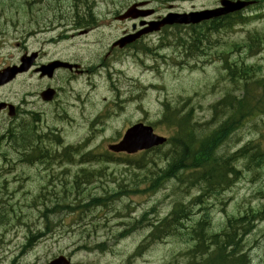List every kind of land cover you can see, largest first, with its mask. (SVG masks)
Returning a JSON list of instances; mask_svg holds the SVG:
<instances>
[{"label":"rangeland","instance_id":"374dc122","mask_svg":"<svg viewBox=\"0 0 264 264\" xmlns=\"http://www.w3.org/2000/svg\"><path fill=\"white\" fill-rule=\"evenodd\" d=\"M51 1V5L46 7L44 3L39 7L32 0H0V30H4L0 66L18 60L26 46L28 50L44 49L43 61L65 57L82 64L87 72L75 77L64 73L53 81L66 87L60 104L55 107L39 102L37 93L46 81L35 72L1 91L0 97L18 101L32 92L38 109L45 110L42 133L58 127L61 145L81 144V149L76 150L79 154L68 163L53 159L45 165L36 164L22 160L20 151L10 150L0 132V153L8 150L6 155H0V213L6 211L10 222L0 217V264H47L59 255H66L74 263L87 264H189L191 256L187 252L197 240L186 235L187 227L151 244L142 255L133 256L151 231L146 221L133 229L134 222L152 208L155 214L150 212V218L160 220L177 202L173 195V191L178 192L175 178L153 194L143 191L166 165L169 155L165 152L170 147L146 152V165L139 166L136 159L141 155L115 154L109 151L108 145L118 142L128 127L140 121L152 123L156 132L170 136L173 130L161 122L166 103L184 113L192 111L193 121L202 128L217 126L223 116L219 112L221 116L217 115L215 120L212 104L227 92H241L222 68L224 53L227 52L231 61L257 66L254 80L264 79V46L258 54L244 47L249 34L264 35V4L247 10L246 14L257 16L249 22L213 33L215 43L205 45L202 50L188 48L181 39L187 29L173 27L146 37L132 50L106 56L112 41L124 30H131V22L116 20L114 12L139 0H89L93 2L97 27L84 34L74 27L75 15L69 10L71 1ZM149 1L159 16L171 9L212 8L219 2ZM56 6L67 12L69 25L64 27L75 34L70 37L58 34L53 43H44V36L30 37L35 27L31 19L51 17ZM85 12L89 15V11ZM49 21L54 20H42L41 24ZM47 35L51 37L55 33ZM17 41L21 43L19 47L15 44ZM145 45L152 48L151 52L142 49ZM68 77L70 86H66ZM60 113L62 117H58ZM249 141H261L264 148V115L245 122L227 141L220 142L223 145L219 152L230 155ZM46 144L52 150H61L60 145L49 140ZM84 152L90 153L88 160L81 156ZM235 164L239 174L231 186L219 196L207 197L203 204L193 205L192 216L186 213L179 217L191 218L184 221L185 225L195 226L202 212H208L210 224L206 230L219 232L229 217L264 208V166L248 168L244 158ZM121 187L141 190L111 198ZM178 193V198L189 204L199 190L186 184ZM93 197L108 198L106 204L87 206ZM56 205L67 207L56 208L43 216L46 208ZM203 207L208 210H202ZM247 227L240 229V234ZM39 231L44 234H38ZM122 232L128 234L121 237ZM29 238L32 246L25 248ZM243 238L242 252L249 255L250 264H264V219L256 221ZM101 242L105 243V250L94 248Z\"/></svg>","mask_w":264,"mask_h":264},{"label":"trees","instance_id":"16d2710c","mask_svg":"<svg viewBox=\"0 0 264 264\" xmlns=\"http://www.w3.org/2000/svg\"><path fill=\"white\" fill-rule=\"evenodd\" d=\"M82 1L83 6L87 8L86 11H89V15L87 13L83 15L85 10L80 8L81 0H73V3H77L76 8L78 10L75 15V23L79 27H86L95 22V15L93 14V2L89 0ZM247 21V16L238 13L196 26H176V28H188L190 32L181 35V39L189 48L198 49L215 43L212 39L213 33L220 32L223 29H231ZM236 45H233V47ZM263 46L264 37L262 35L256 33L249 35L246 47L250 51L259 50ZM145 50L150 52L151 49L145 47ZM224 54L222 68L226 71L231 82L238 86L237 90H241V92L238 94L227 92L219 102L212 106L214 114L217 116L221 112L224 119L212 128L200 127L198 129L199 124L192 122V112L182 113L181 109L172 107L169 103L165 104L161 122L174 131L169 139L170 149L165 152L168 153L169 159L166 165L160 168L159 173L156 174L157 176L152 178L151 184L143 190L153 194L166 181L175 178L177 179L176 189L178 192H182L187 184L189 188H198L199 195L190 204H185L184 201L178 198L180 193L173 191L177 202L167 216L157 221H153L149 214L150 212L155 214L154 208L144 212L141 219L134 222L133 229L136 225L146 221L148 226L151 227V231L148 237L138 246L133 256L142 255L154 242H158L169 235L177 234L182 228H185L184 221L188 217L182 219H179V217L185 216L186 213L187 216L191 215V205L203 204L205 198L217 197L223 190L230 187L239 174V169L235 164L238 159H246L248 168L264 166V148L261 146L263 145L261 141H249L230 155L219 152V148L223 145H219L220 142L227 141L245 122L264 115V79L254 80L252 73L256 69L251 64L243 61H231L227 56V52ZM219 107H223V109L219 111ZM215 120H217V117H215ZM10 141L11 149L23 152L22 160L24 161L37 160L47 154L43 145L44 138L36 135L34 130L29 127L15 129V132L11 133ZM72 157L73 154L66 149L64 158L72 161ZM146 160V155L143 154L136 164L144 166ZM140 190L138 188L133 190L121 189L111 195V198L119 197L122 194H137L140 193ZM107 198H92L87 206L106 204ZM65 207L67 206L56 205L52 209L46 208V212L44 211L42 214L44 216V213L47 215V212ZM202 210H208V208L203 207ZM2 211L0 217L2 216L5 221L9 222L7 212ZM204 213L208 214V212ZM259 219H264V208L251 209V211H245L238 216L229 217L225 223L226 225L219 232L206 230L210 224L206 219L196 223V227L189 226L186 235L192 240H197V243L189 248L187 252L191 255L189 264H250L249 255L242 252V241L243 236L251 231L255 222ZM245 226L248 227L243 229L240 234V229ZM38 234L44 233L39 231ZM126 234L128 233L122 232L120 236ZM33 237H36V235ZM31 246L32 242L29 238L25 247ZM94 248L105 250V243H97Z\"/></svg>","mask_w":264,"mask_h":264},{"label":"water","instance_id":"95a60500","mask_svg":"<svg viewBox=\"0 0 264 264\" xmlns=\"http://www.w3.org/2000/svg\"><path fill=\"white\" fill-rule=\"evenodd\" d=\"M222 7H219L217 9H208V10H202V11H194L190 13H170L168 16H166L162 21L159 22H152L150 27L145 28L144 30H141L140 32L136 34L128 35L119 41H117L114 46L120 45L121 47H124L126 44L133 42L136 40L139 36H141L144 33L158 30L162 25L165 24H190V23H200L204 20H209L214 17H218L221 15H225L231 12H235L238 10L243 9L244 7L251 4L250 1L245 0H222L221 1ZM153 13V10H148L144 12H136V5L131 7L123 16H121L122 19H125L127 17H138L140 15H148ZM30 63L24 68L28 69ZM59 65V62L56 61L55 63L47 66L49 70H53L55 67ZM67 66L68 64H64ZM19 69V70H24ZM17 70L15 71L14 68H8L3 73L2 76L5 78H12L13 74H16ZM46 94H49V97L52 95V92L50 90L47 91ZM166 139L158 136L153 133V130L149 126H145L144 124H136L133 127H131L125 134L123 140L119 144L111 145L110 148L114 151L120 152V151H128V152H136L140 149H147L151 148L153 146L162 144L165 142ZM48 264H73L69 260H67L66 257L60 256L54 260H52ZM81 264V263H76Z\"/></svg>","mask_w":264,"mask_h":264},{"label":"flooded vegetation","instance_id":"af4514ba","mask_svg":"<svg viewBox=\"0 0 264 264\" xmlns=\"http://www.w3.org/2000/svg\"><path fill=\"white\" fill-rule=\"evenodd\" d=\"M2 35H3V32L1 31L0 32V48L2 47V45L4 44V40H3V38H2ZM17 45H20L19 43L17 44ZM33 52H37L36 53V55H37V57H36V59H35V61H34V63H33V66L29 69V70H27L26 71V73H24L23 72V74L21 73V74H19L18 76H17V78L16 79H19V78H21L23 75H26V74H29L31 71H34V72H37L38 71V68L43 64V63H46L47 62V60H45V61H43L42 59V57H43V55H44V53H42V50H37V51H34V50H28V48L25 46L24 47V50H23V52H21V54H20V56H19V58H18V60H16V61H14V60H11V61H9V62H6V63H3V65L2 66H0V70H2V69H4L6 66H10V65H18V64H20V60L22 59V58H26L29 54H31V53H33ZM14 63H16V64H14ZM67 71H69V70H67ZM70 72H73V73H78V70L77 69H72V70H70ZM38 74V73H37ZM39 74H40V72H39ZM38 74V75H39ZM40 76V78H42V79H44V80H49L46 76H43V75H39ZM15 79V80H16ZM14 80V81H15ZM14 81H12V82H14ZM12 82H9V83H6V84H2V85H0V90L1 89H3V88H5L6 86H9ZM51 85L50 84H48V85H46V86H44L43 88H42V90H44V89H46V88H49ZM41 90V91H42ZM41 91H39L38 92V95H40V93H41ZM59 94V91H58V93H57V95ZM1 102H6L8 105L6 106V108H4L1 112H0V116L2 115V116H5V117H7V120H8V123H7V129H12V128H15V129H17V128H19V129H23L24 127H29V125L26 123V120H27V118H28V116L30 115V114H32V112H31V110H23L24 109V104L23 103H17L16 105L14 104V103H12V101L11 100H9L8 98H5V97H1L0 98V103ZM10 104H14L15 106H16V116L15 117H12V116H10L9 115V113H10V109H11V107H10ZM26 123V124H25Z\"/></svg>","mask_w":264,"mask_h":264}]
</instances>
